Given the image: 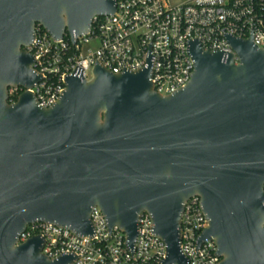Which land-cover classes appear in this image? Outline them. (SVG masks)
<instances>
[{"label":"water","instance_id":"water-1","mask_svg":"<svg viewBox=\"0 0 264 264\" xmlns=\"http://www.w3.org/2000/svg\"><path fill=\"white\" fill-rule=\"evenodd\" d=\"M114 0H0V264H71L47 258L34 235L15 244L26 224L44 221L90 235L91 208L116 225L132 247L136 217L150 214L165 244L161 264H185L179 252L182 203L197 196L217 264H264V48L226 35L232 53L188 41L193 70L167 95L150 84V61L92 77L68 75L49 107L23 91L39 76L23 49L34 23L49 35L85 33Z\"/></svg>","mask_w":264,"mask_h":264},{"label":"built area","instance_id":"built-area-1","mask_svg":"<svg viewBox=\"0 0 264 264\" xmlns=\"http://www.w3.org/2000/svg\"><path fill=\"white\" fill-rule=\"evenodd\" d=\"M226 35L250 38L254 46L264 48V0H185L175 5L166 0H114V11L93 15L85 33L75 36L63 31L59 38L34 23L31 40L23 49L31 54L30 66L39 79L27 88L8 85L5 99L12 104L23 91H29L37 106L46 108L60 97L68 75L89 80L95 64L112 73L136 71L146 66L148 55L153 90L171 94L186 84L193 70L189 40H196L202 50L232 53L237 62ZM91 42L94 48L85 47ZM89 218L90 235L33 221L18 233L15 244L37 235L42 254L47 258L71 254V264H161L164 260L165 244L152 232L147 211L137 214L131 248L120 228L107 226L99 207L91 208ZM206 226L199 198H187L180 212L178 241L185 264L219 262L213 239L197 244Z\"/></svg>","mask_w":264,"mask_h":264},{"label":"rangeland","instance_id":"rangeland-1","mask_svg":"<svg viewBox=\"0 0 264 264\" xmlns=\"http://www.w3.org/2000/svg\"><path fill=\"white\" fill-rule=\"evenodd\" d=\"M185 0H166V2L169 4V5H175V4H178L180 2H183ZM85 47H89V48H94L95 47V42H91L90 44H87Z\"/></svg>","mask_w":264,"mask_h":264}]
</instances>
